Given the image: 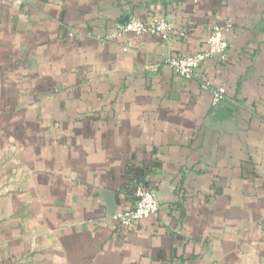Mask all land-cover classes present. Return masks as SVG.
Returning <instances> with one entry per match:
<instances>
[{
	"label": "crops",
	"instance_id": "crops-1",
	"mask_svg": "<svg viewBox=\"0 0 264 264\" xmlns=\"http://www.w3.org/2000/svg\"><path fill=\"white\" fill-rule=\"evenodd\" d=\"M154 16L168 41L114 35ZM0 264H264V0H0Z\"/></svg>",
	"mask_w": 264,
	"mask_h": 264
},
{
	"label": "built area",
	"instance_id": "built-area-1",
	"mask_svg": "<svg viewBox=\"0 0 264 264\" xmlns=\"http://www.w3.org/2000/svg\"><path fill=\"white\" fill-rule=\"evenodd\" d=\"M229 29L230 25L213 26L206 41V48L202 52L182 57L170 56L165 59L164 63L179 78L192 80L196 70L207 61L216 57L222 60L226 58L229 45L223 35ZM130 33L139 36H159L164 41H168L173 35L169 21L164 16H154L147 20L130 18L115 26V36ZM201 90L211 95L213 108H217L225 99V90L222 87H214L208 82H203ZM134 197L135 203L131 209L118 212L114 216L123 228H129L135 223L150 220L158 215L159 200L153 191L138 187L134 192Z\"/></svg>",
	"mask_w": 264,
	"mask_h": 264
}]
</instances>
